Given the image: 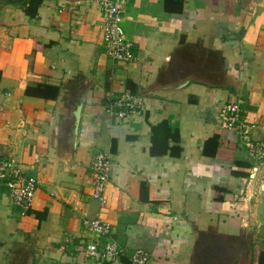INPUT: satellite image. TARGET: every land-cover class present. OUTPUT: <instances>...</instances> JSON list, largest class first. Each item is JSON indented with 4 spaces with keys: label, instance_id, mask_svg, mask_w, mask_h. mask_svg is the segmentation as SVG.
I'll list each match as a JSON object with an SVG mask.
<instances>
[{
    "label": "crops",
    "instance_id": "1",
    "mask_svg": "<svg viewBox=\"0 0 264 264\" xmlns=\"http://www.w3.org/2000/svg\"><path fill=\"white\" fill-rule=\"evenodd\" d=\"M26 8L0 0V159L38 184L25 215L0 184V264H130L73 249L108 240L90 219L147 264H262L264 156L245 142L264 148V0H124L129 62L105 55L95 0ZM123 92L137 105L124 122L105 110ZM227 102L253 124L245 139L219 120ZM99 152L111 158L102 201Z\"/></svg>",
    "mask_w": 264,
    "mask_h": 264
},
{
    "label": "built area",
    "instance_id": "2",
    "mask_svg": "<svg viewBox=\"0 0 264 264\" xmlns=\"http://www.w3.org/2000/svg\"><path fill=\"white\" fill-rule=\"evenodd\" d=\"M100 9L102 22V43L105 55L113 61L129 62L136 59L132 52V43L126 40L120 33V23L124 12V0H95ZM106 112L119 121L129 120L137 113L135 97L128 93H108ZM219 120L223 126L230 131L236 132L240 139H245L253 127L252 123L242 115L237 102H227L222 105L219 111ZM246 147L249 154L254 158H263L264 148L260 144L251 143L246 140ZM111 167L110 155L106 152L97 153L91 161L90 168L94 174V186L92 196L103 200V192L108 180ZM251 173L252 170H251ZM0 184L6 189L11 203L18 208L20 215H25L35 196L38 181L36 177L26 175L20 162L13 156L0 159ZM84 227L108 237L102 244L97 241L87 243L79 242L74 250H80L86 257L97 260L126 257L130 264H147V254L141 249L132 252L126 251L118 245L111 237V227L100 219L83 221ZM62 248H65L63 245Z\"/></svg>",
    "mask_w": 264,
    "mask_h": 264
},
{
    "label": "trees",
    "instance_id": "3",
    "mask_svg": "<svg viewBox=\"0 0 264 264\" xmlns=\"http://www.w3.org/2000/svg\"><path fill=\"white\" fill-rule=\"evenodd\" d=\"M15 1H20L23 4L27 5L26 10L29 11L31 14L36 13V7L39 6L41 4V2H42V0H15ZM33 10H34V12H32ZM39 89H40V87H39ZM45 89H51L50 91H52V95L53 96H55V94H57V87H53V86H49V85H44L42 91L39 90V92H40L39 94L41 96H45V97L48 96V94L44 91ZM36 90L37 89L28 87V88H26V93L27 94H30L32 92L33 93H36V92H34ZM213 139L216 140L218 142V144L221 143L225 147H230V148L233 147V145L230 143V141H228L227 139H225L224 135H222L221 138L214 137ZM261 258H262V256H261ZM262 259H263L262 264H264V258H262ZM110 263L111 262H107V264H110Z\"/></svg>",
    "mask_w": 264,
    "mask_h": 264
},
{
    "label": "water",
    "instance_id": "4",
    "mask_svg": "<svg viewBox=\"0 0 264 264\" xmlns=\"http://www.w3.org/2000/svg\"><path fill=\"white\" fill-rule=\"evenodd\" d=\"M119 33H120V31L117 32L118 35H119ZM78 121H79V105L77 106L76 110L74 111V124H73V129H72L73 136L76 135L77 127H78ZM108 259H110V257Z\"/></svg>",
    "mask_w": 264,
    "mask_h": 264
},
{
    "label": "rangeland",
    "instance_id": "5",
    "mask_svg": "<svg viewBox=\"0 0 264 264\" xmlns=\"http://www.w3.org/2000/svg\"><path fill=\"white\" fill-rule=\"evenodd\" d=\"M28 260L26 259V262H27ZM28 264V263H27Z\"/></svg>",
    "mask_w": 264,
    "mask_h": 264
}]
</instances>
